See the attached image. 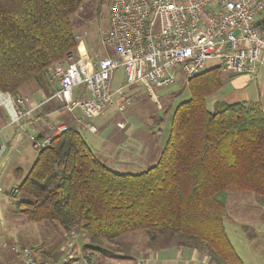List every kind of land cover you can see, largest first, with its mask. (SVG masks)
I'll list each match as a JSON object with an SVG mask.
<instances>
[{
  "label": "trees",
  "instance_id": "16d2710c",
  "mask_svg": "<svg viewBox=\"0 0 264 264\" xmlns=\"http://www.w3.org/2000/svg\"><path fill=\"white\" fill-rule=\"evenodd\" d=\"M84 4L0 0V89L18 95L27 84L47 88L49 68L76 53L75 16ZM257 26L264 32V20ZM223 84L220 67L189 79L191 96L174 110L157 163L141 172L109 168L69 125L11 191L17 211L28 221L83 232L91 254L120 256L106 243L141 231L154 250L187 246L217 264H244L224 218L229 192H252L264 207V111L256 102L220 100L210 109L208 98ZM50 256L55 261L60 252Z\"/></svg>",
  "mask_w": 264,
  "mask_h": 264
},
{
  "label": "built area",
  "instance_id": "2783aa9c",
  "mask_svg": "<svg viewBox=\"0 0 264 264\" xmlns=\"http://www.w3.org/2000/svg\"><path fill=\"white\" fill-rule=\"evenodd\" d=\"M263 12L264 0H113L102 42L112 47L114 54L94 59L78 34L81 45L76 53L49 68L48 81L54 91L48 99L31 104L28 96L0 89V109L12 124H20L43 103L55 100L69 112L79 111L78 120L90 126L111 101L112 81L119 68L124 71L123 85H168L177 79L178 67L188 82L209 69L210 61L223 71L254 79L259 68L264 67V32L257 26ZM123 85L116 89L119 94L123 93ZM119 109L124 110L125 104ZM3 128L0 123V137ZM33 129L30 139L41 151L69 125L47 123L45 129L50 133L42 138L38 137L42 132L36 125ZM6 149V142L0 140V158ZM76 233H66L70 242L61 264H93L92 257L84 255L80 262L79 255L71 253L78 246ZM11 249L19 256L17 264H60L58 260L39 262L26 246Z\"/></svg>",
  "mask_w": 264,
  "mask_h": 264
},
{
  "label": "rangeland",
  "instance_id": "374dc122",
  "mask_svg": "<svg viewBox=\"0 0 264 264\" xmlns=\"http://www.w3.org/2000/svg\"><path fill=\"white\" fill-rule=\"evenodd\" d=\"M112 1L84 0V7L75 16L79 23L75 28L76 34L82 35V45L84 44L89 55L94 59L115 53L112 47H108L102 42L103 33L108 28ZM85 13L90 14L89 17ZM261 20H264V12L258 17V21ZM80 45L79 40L78 47ZM207 67H214V62L210 61ZM260 69L263 70L264 67H260ZM177 73V79L173 83L164 86L153 83V92L140 84L139 94L131 96L127 109L122 111L119 106L127 102L126 95H129L128 91L126 90V92L124 89V95H115L113 100L111 98L110 106L102 111L101 117L93 121L99 130L97 134L80 126L79 129L92 150L109 168L118 172L136 173L154 165L153 162L156 156L150 155H153L158 145L163 147L166 144L174 110L179 103L188 100L191 96L188 82L184 80V74L180 67L177 68ZM227 76L228 73L222 70L223 87L229 90L231 80L227 79ZM47 83L50 86L49 92L51 94L54 87L49 82ZM123 83L124 71L119 68L113 78L112 89L121 86ZM32 85L37 87L35 83H32ZM208 101H211V96ZM211 108L213 107L210 106ZM63 110L67 112L65 109ZM49 116L50 120L55 117L52 114H49ZM120 121H125L128 124L125 130L118 126ZM26 129L28 132H22L23 139L14 149L12 145L15 143L19 132H21L19 127L11 125L8 129L2 131L7 149L0 158V263L17 264L19 256L11 248L13 246H26L31 248L39 262L54 261L50 255L60 252L59 259L56 260L61 264L68 254L66 245L70 242L66 230L52 221L41 223L28 221L25 216L17 211L16 203L19 198L11 192L14 187L19 185L24 174L30 170L31 164L38 154L30 141V135L33 132L29 126ZM116 135L120 136L121 139L123 137V142L121 140L112 142L111 137ZM141 137L145 139L143 142ZM142 144H145L144 154L133 155V159L140 162L133 163L129 158L125 160V155L122 153L136 151ZM120 150L123 152H120ZM19 167L22 169V176L16 173ZM224 223L229 239L233 240L234 247L242 255L245 263L264 264V207L261 205L258 196L248 191L229 192L227 215L224 218ZM76 234V244L78 246H74L71 253L75 256L78 254L80 262H82L85 255L93 258V264H120V260H112V256H104L98 251H94L92 254L91 251L85 252L83 244L88 242L89 239L81 231ZM148 240L149 236L145 232H130L121 236L115 242L106 243L105 247L118 252L119 248H123L122 244L144 246L148 245ZM4 244L7 249L3 247ZM65 247L66 249H64ZM65 264H73V262L68 261Z\"/></svg>",
  "mask_w": 264,
  "mask_h": 264
},
{
  "label": "crops",
  "instance_id": "0c3cea01",
  "mask_svg": "<svg viewBox=\"0 0 264 264\" xmlns=\"http://www.w3.org/2000/svg\"><path fill=\"white\" fill-rule=\"evenodd\" d=\"M224 72L228 73L227 79L231 80V85H229L230 89L226 90V87H223L224 86V84H223L222 88L218 92L214 93L211 96V101H208V107L209 108H210V106L213 107L214 103L216 101L220 100V101H225L227 103H235V102L253 103V102H256V103H259L261 105V108L264 111V69L258 70L256 77L254 79L251 78L250 76L246 75V74H239V73H235L233 71H224ZM184 80H185V78H184ZM154 83H157V82H154ZM140 84H142L148 90L153 92V90H152V84L153 83L151 84L150 87H148L146 84H144L142 82H137V83H134L132 85H123L122 84L124 86L123 92L125 89V91L127 90L129 93V95H126L127 96V98H126L127 102L126 103L122 102L123 104L126 105L125 109H127V106H128L130 99H131V96H137L139 94ZM158 85L160 86V84H158ZM117 88L118 87L111 90L112 91V100H113V97L115 95L119 94L116 91ZM49 89H50L49 85L47 86V88H42V87H38V85L36 87L32 84H27V85H23L20 88L19 93L23 94L25 96H28L31 100L30 101L31 104H35V103H39L41 101H44L51 96L52 93L50 94ZM124 94L125 93H122V95H124ZM112 100L107 104L105 109L108 106H110V103L112 102ZM63 109L64 108L57 101H55V100L47 101V102L43 103L34 112L33 116L30 119L25 118L21 121L20 124H12L10 122V119H9V116L7 115V113L3 109H0V123L4 127L3 130L8 129L9 126H11V125H15L16 127H19V129L21 131V132H19L15 143L12 145L13 149L17 148V146L21 143V141L23 139L22 132L23 133L28 132V130L26 129L28 126L31 129V131L34 132V130L32 129L33 125H36L38 127V129L41 130V132H42L41 135L43 137L48 136L50 133L48 129H45V126L47 123H52L54 125L59 124V123H67L68 125L75 126L77 129H79L81 126L84 128H88L90 130V132L97 134V132L99 130L97 129V126L93 123V121L95 119L101 117V115L103 114L102 112L91 120L90 126H84L83 122L78 120V117L80 116L79 111L69 112L66 110L67 112H64ZM49 114H52L55 116L53 120H50L51 118H50ZM120 123H123L124 125L121 126ZM118 126L121 129L125 130L128 127V124L125 121H120V122H118ZM84 138H85V136H84ZM2 139L4 140L3 136L0 137V140H2ZM141 139H142V137H141ZM141 139L139 138V140H141ZM85 140H86V138H85ZM120 140H121V142H123V137H122V139L118 135L111 137L112 142H119ZM143 140H145V139L143 138L141 141L143 142ZM30 141H31V139H30ZM31 145L35 150H37V148L33 145L32 141H31ZM144 145L145 144H142V146L137 148V150L140 149L141 147H143ZM164 146L162 147V146L158 145V147L156 148L153 155H150V156H154V157L156 156V159L153 162V164L157 163ZM151 149H152V147H151ZM137 150L136 151L135 150L130 151V152L125 151V153H122L125 155V160L129 158V160L133 163L140 162L137 159H133V155L134 154H144L145 146L141 150H138V151ZM121 151L122 150H120V152ZM37 152H39V151L37 150ZM150 152H152V151H150ZM37 156H38V154L36 155L34 162L36 161ZM34 162L31 164V167L33 166ZM147 165H150V164H147ZM16 173L17 174H21V173L23 174L22 169L20 167L17 168ZM123 173H127V172H123ZM130 173H135V172H130ZM25 174H24V176H25ZM236 234H237V232H236ZM231 242H232L233 246H235V243L233 242L232 239H231ZM122 245H123V248H119L117 251H118V255H120V256L123 255V256L122 257H120V256H112L111 257L112 260H117V259L120 260L121 261L120 264H137L138 261H142L143 264H217L208 254H206L205 252H202L196 248H192V247L170 246V247H165V248L154 250V249L150 248V246H148V245H144V246L135 245V244H133V245L132 244H122ZM3 247L6 248V245ZM235 250L238 253L236 248H235ZM238 255L242 258L244 264H246L242 255L239 253H238Z\"/></svg>",
  "mask_w": 264,
  "mask_h": 264
}]
</instances>
